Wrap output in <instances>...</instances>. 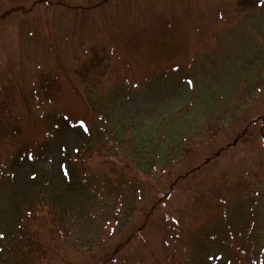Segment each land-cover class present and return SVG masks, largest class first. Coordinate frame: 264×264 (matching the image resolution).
I'll use <instances>...</instances> for the list:
<instances>
[{
    "label": "rangeland",
    "instance_id": "obj_1",
    "mask_svg": "<svg viewBox=\"0 0 264 264\" xmlns=\"http://www.w3.org/2000/svg\"><path fill=\"white\" fill-rule=\"evenodd\" d=\"M66 5L81 10L75 15ZM38 58L54 60L57 67L44 63L38 69ZM21 61L34 67L24 77ZM79 67H86L84 76L76 73ZM39 72H59L67 79L62 89L65 95L75 93L76 101H62L60 107L74 110L73 118L85 111L78 104L84 95L77 93L94 90L89 82L94 77L100 83L96 88L113 96L102 99L107 121L99 139L94 136L102 120L85 100L93 110L92 133L87 136L78 126L57 134L53 147L65 140L68 150L88 146L94 152L82 160L85 164L71 157L68 179L62 178L59 155L48 147L52 140L44 132L61 123L43 122L28 96V78ZM0 77L12 84L20 126L19 133L1 139L0 163L24 149L39 152L37 161L19 160L11 179L0 180V264L18 262L12 254L2 256L13 240L16 216L31 206L29 194L39 191L55 200L53 208L39 212L53 228L54 240L44 226L32 224L43 231L41 249L50 248L46 262L36 264H95L128 242L133 244L126 245L119 263H126L124 253L146 243L154 262L165 264L158 249L161 226L171 216L179 219L180 209L187 222L180 220L182 236L185 225L188 235L196 227L208 234L199 259L185 255L188 264H226L227 259L251 264L249 250L256 264L259 259L264 264V0H0ZM142 78L161 80L142 90L137 86ZM120 81L136 87L110 95L121 88ZM48 113L61 114L55 105ZM98 150L107 154L98 159ZM87 178L91 192L82 184ZM238 179L245 192L230 218L210 197L201 198L203 206L190 221L200 194L208 196L212 188ZM168 193L171 198L154 212L157 221L149 223ZM53 217L65 223L57 234ZM216 227L224 229L222 236ZM136 232L144 240H137ZM181 241L175 247L181 249ZM195 251L196 246L189 253ZM141 254H134V264H140Z\"/></svg>",
    "mask_w": 264,
    "mask_h": 264
},
{
    "label": "trees",
    "instance_id": "obj_2",
    "mask_svg": "<svg viewBox=\"0 0 264 264\" xmlns=\"http://www.w3.org/2000/svg\"><path fill=\"white\" fill-rule=\"evenodd\" d=\"M73 9L75 10L74 12L78 11L76 8H73ZM44 82L45 84L43 86L42 94L45 95V98L44 100H42V102H47L51 104L53 103L55 98L59 95V92H62V87H61L62 84L58 80V78L52 76L51 74L47 76ZM10 88H12L10 84L4 85V83H1L0 85V141L1 139H4V136L11 137L13 134H15V129H20L19 128V118H18V115L14 111L15 109L14 101L16 99V95ZM99 100H102V99H99ZM89 104H93L94 106H96L97 108H95V110L97 111H101V109L99 108L100 104L102 106H105L104 101L98 102L94 99L92 100V98ZM91 113L92 111L89 110L87 115H90ZM104 124L105 122L102 123L103 129H105ZM99 134H100V130L98 134H96L97 139L99 138ZM66 151L70 153L71 149L66 150ZM60 153L61 151L58 153V155H60ZM106 154L107 153H103L102 151L98 150V157L100 159H102ZM12 155L13 154H10V156ZM65 156L67 158V163H70L72 159L70 155L67 154ZM72 156L74 157V161H76L81 156V152L75 151L73 152ZM15 163H18V161ZM15 163L9 166H7L5 162L3 164L0 163V180H2L3 178L11 179V169ZM120 179H121V176H118L115 178V181H120ZM90 181H91V178L84 179V181L82 180V184L88 185ZM221 191L225 193H231V194L238 193V189L231 190V189H228L227 187L223 188L222 186H220L218 190H213L212 192H210V194L215 195L216 193H218V195H220ZM29 197L32 200V204L29 208L26 209V211L24 209V212L22 214H20L19 216L18 215L16 216V219L13 222V224L15 225V229H16L15 232L12 233L13 240L11 241L9 240L7 242V246L5 247L7 249L5 250L4 255L2 256L5 258L6 256L12 254L11 255L12 258L18 259V262L13 263V264H36V261L38 260L40 261L41 259H43L42 261L46 262L47 257H48V253L46 251H49L50 248H47L45 250L41 249V245L39 242H41L42 240L40 238H41V232L43 231H40V229L44 226L46 228V232H49L50 236H52L53 238V234L51 235V231L53 228L47 223V221L43 219V214L39 212L42 211L44 207L53 208V205H55L54 204L55 200L47 196V194L44 193V191L43 192L39 191L36 194L31 195V196L29 194ZM216 198L219 199V201H221L222 203L228 202L229 199L231 200V198H229V195H224V196H220ZM232 198L235 199L234 196H232ZM202 206L203 204L192 206L191 213H190L191 220L197 217L195 211L199 212ZM175 214L179 215L181 219L172 217L171 220L164 221L163 226H161L162 237L160 238L163 241H162V245H159L158 249H159V252L163 253L164 257L166 258L165 264H188L187 262L188 259L185 256L187 253L184 251V248L181 247V249H179L175 247V245L179 243L181 240H182L181 243H184V240H188L189 248L191 251L193 247L195 246L198 247L199 246L198 242L201 239H204L208 234L205 231L203 232L200 231L199 228L196 229L197 228L196 227L193 229L194 234L192 236L191 234L188 235L186 231V225H185V229L182 230V233H183V236H182L181 235L182 224L180 223V220H182V223L185 222L184 212L182 211V209H180L176 211ZM151 219L157 221L154 217H152ZM57 221H56V218L54 217L51 218L50 220V224L54 226V231L56 232V234H57V230H60L63 224L65 227V223L62 221V219H60L59 222ZM155 221H151V222H155ZM32 224L34 225L40 224V227H39L40 229L39 230L36 228L33 229ZM169 231L171 232L169 233ZM140 240H144V239L140 237ZM132 250H133V254H130L129 256L127 253H124V256L128 257V259L126 260V263H119L117 261L118 259L121 258L119 257L117 260L113 258L112 259L113 262L106 263V264H134L132 262L134 259H136L134 257V254L137 253L138 251L141 252V250H142V254L140 255V257L139 256L137 257V260H139L140 264H150L149 260L151 264H158L154 262L155 256L152 253H150V246L146 245V243H142L138 247V251L136 247H134ZM115 251L116 250H112L110 254L108 255V257L113 256ZM197 251H198V254L201 253L200 249H197ZM189 254L195 260L199 259V257L198 258L196 257L195 253L191 252ZM250 256H251V261H248V262L253 264L252 250H250ZM3 261L1 263H3ZM94 262H96L95 264H105L100 259ZM225 262L226 264H231L232 260L227 259Z\"/></svg>",
    "mask_w": 264,
    "mask_h": 264
}]
</instances>
